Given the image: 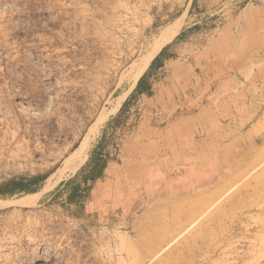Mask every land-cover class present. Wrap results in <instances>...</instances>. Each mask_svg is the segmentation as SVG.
I'll return each instance as SVG.
<instances>
[{"label": "rangeland", "instance_id": "rangeland-1", "mask_svg": "<svg viewBox=\"0 0 264 264\" xmlns=\"http://www.w3.org/2000/svg\"><path fill=\"white\" fill-rule=\"evenodd\" d=\"M256 2L0 0V184L38 176L36 192L47 187L28 205L33 193L0 196V264H264V145L170 200L166 188H128L119 156L139 113L127 78L160 31L183 17L181 34L199 46ZM128 90L97 124L86 160L66 168ZM97 146L110 174L86 185L83 207L68 203Z\"/></svg>", "mask_w": 264, "mask_h": 264}, {"label": "crops", "instance_id": "crops-1", "mask_svg": "<svg viewBox=\"0 0 264 264\" xmlns=\"http://www.w3.org/2000/svg\"><path fill=\"white\" fill-rule=\"evenodd\" d=\"M256 1L199 46L191 30L179 32L140 76L128 99L139 113L119 155L128 188L162 187L167 200L177 198L184 188L215 184L234 154L264 145V0ZM110 169L108 161L105 175Z\"/></svg>", "mask_w": 264, "mask_h": 264}, {"label": "bare ground", "instance_id": "bare-ground-1", "mask_svg": "<svg viewBox=\"0 0 264 264\" xmlns=\"http://www.w3.org/2000/svg\"><path fill=\"white\" fill-rule=\"evenodd\" d=\"M183 25V17H179L173 22L166 25L158 34V36L154 39L150 51L146 53L134 66V70L130 73L127 78V82L130 84V90L136 85L140 76L145 72L146 68L149 66L150 62L153 58L160 52V50L175 36L178 35L180 29ZM129 90L118 96L112 108L109 110H104L100 116L98 117L97 121L89 128L88 132L83 137L82 141L80 142L79 146L73 151V153L67 158L65 161L66 168H72L76 170L81 164L86 160L88 148L90 145L91 136L95 134L97 131V124L101 123L102 121L106 120L109 115L115 112L122 104L125 96ZM47 187L42 188L39 192L30 194L26 196L21 202L23 205L33 204L46 190ZM37 264H44L39 262Z\"/></svg>", "mask_w": 264, "mask_h": 264}, {"label": "trees", "instance_id": "trees-1", "mask_svg": "<svg viewBox=\"0 0 264 264\" xmlns=\"http://www.w3.org/2000/svg\"><path fill=\"white\" fill-rule=\"evenodd\" d=\"M156 55L153 60L151 61L148 68H151L154 66L155 62L158 60L159 55ZM158 66V65H157ZM140 82L141 79L137 81V84L130 94V96H133L134 92L140 91ZM125 105V103L122 105V107ZM101 146L95 147L93 150V155H91L89 161L86 163V167H89L87 173L82 176V183L85 186H81V184L74 185L69 193L67 194L66 201L68 203H75L78 204L80 207H83V193L87 190L89 186H86L91 183H95L97 180H99L101 177H104L105 175V168L107 166V162L109 161V157L107 154H103L101 152ZM41 178L38 176L32 177L29 180H9L7 182L0 184V196H6L11 195L14 192H24V193H34L37 191V182H39ZM90 185V184H89Z\"/></svg>", "mask_w": 264, "mask_h": 264}]
</instances>
